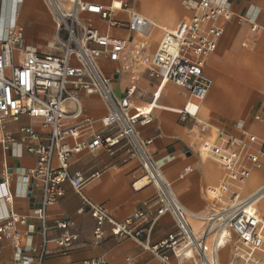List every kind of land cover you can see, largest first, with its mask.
<instances>
[{"label":"built area","instance_id":"1","mask_svg":"<svg viewBox=\"0 0 264 264\" xmlns=\"http://www.w3.org/2000/svg\"><path fill=\"white\" fill-rule=\"evenodd\" d=\"M178 1L188 6L192 14L165 31L157 45L149 73L158 79V88L148 108L131 105L135 87L128 86L123 95L115 93L113 84L118 70L108 74L99 63L101 59L119 63L133 36L148 33L152 22L136 10H126L127 21L122 22L113 15L114 10H120L113 8V2L107 6L90 0H43L55 27L53 43L57 51L54 54L27 49L15 21L5 26L0 37V123L16 122L27 116L40 120V125L47 130L41 137L32 127L20 129L24 138L35 143L27 150L36 156V165L20 179L25 187L39 192L40 201L33 216L39 223L40 247L36 259L24 258L15 264H42L47 255L49 207L62 198L65 185L80 190L88 181L78 173L70 174V156L99 149L113 153L118 148L140 160L143 177L153 187L154 197L119 222L102 206L85 200L95 220L93 233L97 242L104 239L102 227L105 222L110 224L115 237L138 240L158 218L170 215L174 221V234L149 248L162 264H221L220 251L237 241L246 250L244 257L236 256L241 259V264H259L256 253H264V220L253 207L254 196L239 199L238 194L232 193L233 204L227 209L211 210L204 215L188 212L172 194L171 183L152 158V141L144 139L138 129L139 124L150 123L153 110L158 107L154 102L165 82H172L189 94L188 103L177 112L194 116L187 108L190 103L199 108L211 88V80L204 72L205 64L217 50L224 31L223 22L244 23L252 32L264 31V23L258 25L225 4L213 0H197L191 5L189 0ZM81 14L98 15L108 30L101 32L94 28L81 18ZM114 28L124 29L127 35L113 37L109 30ZM142 49H139L138 57L142 56ZM80 91L99 96L106 105V113L98 119L103 131H94L95 121L85 114ZM66 102L74 106L73 110H67ZM66 121L72 124H66ZM243 125V121L238 124L240 136L218 130L215 137H208L201 144V155L215 160L224 171L222 183L205 191L218 201L229 184L242 182L250 176L246 163L254 167L259 164V156L251 149L258 139ZM4 137L8 140L9 134ZM259 152L264 154V140ZM191 216L203 221L201 232L196 233L191 228L188 222ZM25 221L26 217L13 209L9 188L0 183V240L10 229L15 249L19 250L22 236L14 228ZM67 224L66 221L59 222L56 227L65 230ZM76 238V235L65 234L55 243L65 249ZM87 263L106 264V261L102 258ZM126 264L140 263L127 259Z\"/></svg>","mask_w":264,"mask_h":264},{"label":"crops","instance_id":"2","mask_svg":"<svg viewBox=\"0 0 264 264\" xmlns=\"http://www.w3.org/2000/svg\"><path fill=\"white\" fill-rule=\"evenodd\" d=\"M90 1L107 6L113 2L115 8L117 3V0ZM161 1L164 9L163 20L155 21L157 34H160L158 29L162 26L168 27L177 21L172 27L174 28L181 19L192 14L188 6L179 3L187 14L178 18L180 14L174 11L171 0ZM196 1L189 0V4ZM213 1L227 5L233 12L247 16L250 21L258 25L264 23V0ZM81 15L83 20L90 22L101 32L108 30L106 23L98 15H93L94 17L89 14ZM116 17L122 22L127 21V14L124 19L118 14ZM13 21L16 22L17 32L25 40L27 49L40 54L56 53L57 47L53 43L56 35L55 27L43 0H0V37L3 36L5 26ZM222 29L224 31L217 43V50L207 58L205 64V75L211 80V88L205 98L207 101L200 105L199 110H202H198L200 113L195 112L194 106L188 107L192 113H196V116L199 114L198 119L196 120V116L188 117L177 112L183 108L189 94L182 87L170 82L167 87L161 89L155 101L158 107L153 110L150 123L138 125L141 136L152 141V158L171 183L172 194L188 212L199 215L208 214L212 210V204L204 194V189L209 183L214 184L218 180L221 170L222 177L219 184L224 178L221 166L216 165L213 159V161L205 160L198 149L199 142L210 134V130L202 127L207 121L215 125H227L231 132L227 131V133L234 136H240L241 130L238 124L243 121L246 131L258 139L257 143L251 146L252 151L259 156L258 166L254 167L246 163L250 176L240 182L241 184L237 182L229 184L227 194L231 197L235 192L240 195L246 193L249 194L246 197H249L264 187L263 185L251 192L264 181V154L260 155L259 152L264 140V104L254 110L253 114L246 113L245 118L234 125L238 112L236 108L229 111L227 98L218 99L220 88L216 85L218 81L226 84L230 89L237 90L241 99L249 88L257 90L264 86V55H261L264 54V39H260L257 43L254 38L259 32L264 31L260 29L252 32L246 24L234 22H223ZM109 33L113 37L127 35V32L120 28L110 29ZM133 40H136V35L131 41ZM241 42L243 46L246 43L256 44L257 56L231 53L232 50L238 49L235 45ZM129 57L130 54L125 55L124 61ZM100 63L108 74L115 69L118 70L113 84L115 93L123 95L129 83H135L137 88L131 98V105L136 107L134 102L137 101L145 105L138 107L139 109L149 107L153 94L158 88L157 78L149 79L145 76L144 69L140 67H137L136 73L132 76L129 71L124 72L119 69L120 63L113 64L103 59ZM133 77L135 78L132 82ZM79 98L85 114L95 121L94 131L98 133L103 131L98 119L106 113V105L99 96L87 95L82 91L79 92ZM65 106L69 111L74 108L70 102H66ZM256 117L258 120L255 119ZM65 123L72 124L68 121ZM26 126L32 127L41 137L46 135L47 130L40 125V120L35 118L22 116L16 122L6 120L0 123V183H4L9 188L15 212L26 217L24 224H18L14 228L22 236L19 250L15 249L10 229L0 240V264H15L29 257L36 259L40 247L39 223L33 216V211L40 201L39 192L34 188L25 187L20 179L28 169L35 167L37 162L36 156L27 150L28 146L35 143L27 137L24 138L20 132V129ZM5 134H9L8 140L4 137ZM68 143L72 144L71 141ZM68 161L70 174L78 173L88 181L80 190L65 185L62 198L49 207L47 255L42 264H88L90 260L102 258L105 259L106 264H126L127 259L140 264H162L149 248L174 234V221L170 215L158 218L151 229L138 240L115 237L110 231V224L105 222L102 227L105 233L104 239L97 242L93 233L95 220L90 214V207L85 202L86 200L91 204L102 206L117 222L124 220L137 209L143 208L144 204L154 197V190L143 177L140 160L131 157L125 149L118 148L113 153L105 149L93 152L82 151L79 154H72ZM57 164L55 161V166ZM215 187L214 184L208 189ZM261 208H264L263 205ZM65 221L68 223L65 230L56 227L57 223ZM199 221L198 225L201 222ZM198 225L196 227H199ZM201 229L194 231L198 233L202 231ZM65 234H73L77 238L70 247L62 249L55 241Z\"/></svg>","mask_w":264,"mask_h":264},{"label":"rangeland","instance_id":"3","mask_svg":"<svg viewBox=\"0 0 264 264\" xmlns=\"http://www.w3.org/2000/svg\"><path fill=\"white\" fill-rule=\"evenodd\" d=\"M118 1L119 0H117L116 8H119L120 10H119V13H118V10H115V12H116V14L121 15L122 19H124L125 15H126L124 11L133 8L134 10L143 14L148 19H153L154 21L163 20V13L162 12L164 9H163V5L161 4V2H162L161 0H158V2H157V0H120V3H118ZM171 3L175 9L174 11H178V13L180 14L178 18H181L183 15L187 14L177 0H171ZM91 17H94V16L92 15ZM175 23L171 26H168V27L162 26V28H159V29L157 28L158 31L160 32V34H159L158 39L152 45V48H148L146 45L144 46V43H142L143 45L140 44L138 41L142 42L141 40H134L133 42L131 41L128 44V46L125 50L126 52H125L124 56L127 54H130V57L127 61H131L133 58H135V61H136V62H134L135 66L133 65V67H130V69H131L129 71L130 75L134 76V73H136V71H137V67H140V68L144 69L146 77H148L149 79L155 78L154 76L151 77L150 73H149V69H151V66H153L152 58L156 52L157 45H158L159 41L161 40V38L163 37L165 31L172 28L175 25ZM254 38H255L256 42L259 43L260 39H264V32H259V34L255 35ZM136 42H138V45L134 47V50L135 49L136 50H135V53H133L132 45ZM242 44L243 43L241 42L240 44L235 45V47H237L238 49L237 50L234 49L235 51L232 50L231 53H234V52L240 53V54L243 53L244 55L253 54V55L257 56V54H255L257 52V50L255 49L256 44L246 43L245 46H243ZM142 47H143V49H142L143 54L141 57H138L139 55L137 53H138L139 49H141ZM146 55H148V56H146ZM261 55H264V54H261ZM124 56H123V59L119 62L120 65L124 62ZM220 57H221V55H220ZM221 62H222V60H221ZM221 62H220V66H221ZM120 65L118 64V66H120ZM209 69H210V67H209ZM134 78L135 77L132 78V82L134 81ZM168 84L169 83H167L166 85L168 86ZM138 95H139V93H137V96ZM230 96H231L230 102H231L232 109L237 106L236 110L238 112V117L236 119V122L234 123V125H237L238 122L242 121L243 118H245L246 113L253 114L254 110L258 109L261 105L264 104V86H261L257 90H253L252 88H249L242 99H241L240 92H238L237 90H234V89H230ZM206 101H207V99H205L199 105L206 103ZM134 105H136V107L145 106V105H143L137 101L134 102ZM199 111H202V110L200 109ZM199 111H198V113H200ZM198 117H199V114H198V116H196V120L198 119ZM202 127L206 128V130H210V134L208 137H215L218 130L224 131L225 133L227 131L230 132L227 125H223V124L215 125L214 123H211L209 121H207V123L203 124ZM208 137H206V138H208ZM203 141H204V139H202L199 142V147H198L199 152H200L201 144L203 143ZM200 154H201V152H200ZM201 157H203V156L201 155ZM203 158L207 161L208 160L213 161L210 158H208V159L205 157H203ZM261 161H262V159H261ZM213 162L216 163V165L220 166L216 161H213ZM221 171H220V174H219L220 176H219L218 180L214 183L216 187L219 186V182H220L221 177H222ZM237 183L241 184L240 182H237ZM214 184L209 183V185L204 189L203 192L206 195V197L208 198V200L211 202L212 210H213V208H216V207H217L216 209H218V208L223 209V208H225L231 204L230 194H227V196L224 199L222 197L221 202H217L215 198L211 197L210 195H207L205 192L206 189H208L210 186H212ZM263 185H264V181H263V183H261L257 187H254L251 192L258 190L259 188L263 187ZM235 193L240 195L237 192H235ZM248 195L249 194H246V193H245V195L242 194V195H240L239 199H244ZM254 207L256 208V210H258V214L264 219V208H261L259 206V204H255ZM190 224H191V222H190ZM198 226L199 227L201 226L200 228H202L203 222L201 221ZM199 227H194V228L197 229ZM229 251H230L229 247L222 249L220 251L221 264H228V263L224 262L225 261L224 255L227 253L229 256ZM236 262H238V260H236ZM261 264H262V262H261Z\"/></svg>","mask_w":264,"mask_h":264},{"label":"bare ground","instance_id":"4","mask_svg":"<svg viewBox=\"0 0 264 264\" xmlns=\"http://www.w3.org/2000/svg\"><path fill=\"white\" fill-rule=\"evenodd\" d=\"M114 8V7H113ZM125 12V11H124ZM113 15H116V12H115V10H114V13H113ZM148 19V18H147ZM149 21H151L152 22V27L150 28V30L148 31V33L147 34H145V35H139V34H137L136 35V40H141L142 41V43H144L148 48H152V45L154 44V42L158 39V37H159V34H157V32H155V21L153 20V19H148ZM154 29V30H153ZM153 30V31H152ZM134 41V40H133ZM132 41V42H133ZM131 42V41H130ZM140 44H142L141 42H139ZM138 45V42H136V43H134L133 45H132V50H133V53H135V50H134V47L135 46H137ZM143 45V44H142ZM146 56H148V55H146ZM100 61L101 60H99V63H100ZM134 62H136L135 61V58H133L131 61H124L121 65H120V67H119V69H121V71H124V72H128V71H130L131 69H130V67H133V65L135 66V63ZM151 68H152V66H151ZM167 83H169V82H165L164 83V87H167L166 86V84ZM172 83V82H171ZM216 85L217 86H219V88H220V94H219V98L218 99H223V100H225L226 98H227V101L229 102L228 103V107H229V111H230V109H232V106H231V102H230V98H231V96H230V88L226 85V84H224V83H222V82H218V81H216ZM128 86H132V87H135V83L133 84V83H129V85ZM135 88H137V87H135ZM156 101V100H155ZM188 103V100L184 103L185 105ZM190 103V102H189ZM154 104H155V102H154ZM189 105H192V106H194V108H195V112H197L198 110H199V108H196L195 107V105L193 104V103H190ZM156 106V105H155ZM189 107V106H188ZM199 107H200V105H199ZM234 108H236V107H234ZM234 108L232 109V110H234ZM187 111H188V113L190 112L191 114H193L194 116H196V113H192V111L190 110V109H188L187 108ZM200 152H201V148H200ZM228 189L229 188H227V190H226V192H224L225 194H227V191H228ZM224 194V195H225ZM223 195V196H224ZM239 197H240V195H238ZM251 196H254V200H253V207H254V205L255 204H259V206L261 207L262 205H263V207H264V187H263V189H261L260 191H258V193H255V194H253V195H251ZM245 199V198H244ZM230 200H231V204L230 205H228V206H231L232 204H233V199H231V197H230ZM217 202H221L222 201V199L220 200V201H218V200H216ZM227 206V207H228ZM227 207H225V208H223V209H227ZM217 208V207H216ZM216 208H213V210H216V211H218V210H222V209H216ZM255 208V207H254ZM255 210H256V208H255ZM257 212H258V210H257ZM195 219V220H194ZM197 220V221H196ZM198 220H200V219H198V218H195V217H193V216H191V218H189V222H191V226H192V228H194V227H196L197 225H198ZM200 221H202V220H200ZM199 221V222H200ZM203 222V221H202ZM204 224V223H203ZM201 227V226H200ZM197 228V229H193V230H195V231H200V229L201 228ZM203 227V226H202ZM199 233V232H198ZM229 256H228V254L226 253L225 255H224V259H225V263H228V264H241V259H239V258H237V257H244V253L246 252V250H245V248L244 247H242L241 246V244L237 241V242H233L232 244H230L229 246ZM256 255H257V259L260 261V262H262V264H264V253H256ZM237 256V257H236ZM236 260H238V262H236Z\"/></svg>","mask_w":264,"mask_h":264}]
</instances>
